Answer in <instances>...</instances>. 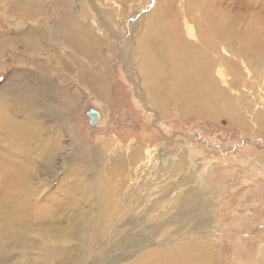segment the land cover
I'll list each match as a JSON object with an SVG mask.
<instances>
[{
  "label": "rangeland",
  "instance_id": "obj_1",
  "mask_svg": "<svg viewBox=\"0 0 264 264\" xmlns=\"http://www.w3.org/2000/svg\"><path fill=\"white\" fill-rule=\"evenodd\" d=\"M209 15L234 25L211 54L236 114L174 103L163 115L142 45L153 33L199 45ZM68 22L97 37L106 69L89 60L86 37L67 38ZM220 57L245 79L232 85ZM4 104L24 128L0 134V190L15 182L24 192H0V227L16 237L0 264H132L156 249L166 260L191 251L212 264H264V0H0Z\"/></svg>",
  "mask_w": 264,
  "mask_h": 264
},
{
  "label": "bare ground",
  "instance_id": "obj_2",
  "mask_svg": "<svg viewBox=\"0 0 264 264\" xmlns=\"http://www.w3.org/2000/svg\"><path fill=\"white\" fill-rule=\"evenodd\" d=\"M57 13H59V11ZM159 13L161 14L162 10H160ZM59 15L62 16V13ZM158 17H160V15ZM203 17L207 22H204V24L202 22V40L199 45L183 39L180 36H174L173 33H169L168 37L163 34H158L159 37L153 36L155 35V33H153L147 38L146 41L148 44H146L145 47L142 45L141 48V50H145L143 52V56L145 57L142 59V66L146 73L145 85L149 91L148 94L150 97L153 98L154 102L160 104L162 108L165 105L175 103L179 106L181 111L196 109L199 114L224 115L230 118L233 117L234 114L231 105V97L230 95H227L228 90L219 84V76L216 77L214 75L218 62L216 63L214 60L215 58H213L211 54L217 48V44L214 41L216 38L213 37L217 33L222 35L227 34L229 31L227 20L222 25V28L217 31L214 30L216 26L209 24L215 17L211 15ZM65 19H70V16H66ZM75 20L73 18L72 22L76 24L77 21ZM72 22H68L69 25L64 28L66 29V32H64L66 33L67 38H78V42H82L86 37V35H84L85 30L84 32L79 29L77 30V27ZM206 23L208 27H206ZM77 26L80 27V24ZM76 30L80 33L79 37H76V34H78ZM217 36L218 35H216V37ZM96 38L97 37L93 33L89 35L87 34L86 37V42H88L89 48L91 47L92 49L89 51L92 56L94 54L95 46L91 43ZM242 39L244 42L246 41V38ZM30 42H32L34 46L36 45L35 40ZM83 44L76 46H78L77 48L80 52H88L87 46L84 47L85 44ZM81 53L84 54L83 52ZM222 60L225 63H229V65L232 64V67H228L229 71H232L233 74L235 73V76L230 80L231 84L234 81L237 82L240 78H244L241 73L242 69L239 65L231 62L227 57ZM154 62H157V65ZM101 89L102 90L100 91L102 92V95L107 97V86L102 85ZM11 108V105L4 104L0 109V113H3L2 117L0 116V134L3 140L16 134H21L22 129L24 128L18 121L11 117L12 115H10L9 112ZM22 135L24 136V134ZM0 192H2V195L13 197L21 193L23 194L24 189H22L21 185L18 183L8 182L7 186L0 190ZM0 233H2L0 234V249H2V253L6 255L3 259H8L10 252L12 251L7 247L8 243L12 242V240H16V237L12 239L10 226L7 225L0 227ZM199 253L183 251V255H175L174 253L168 258V260H166L165 258H162L161 252H158L156 249L152 254H143V257L140 256V258L132 264H212L213 260L210 261L211 258H209V262L207 256L205 258H202L201 256L198 257ZM27 263L37 264L34 258H31Z\"/></svg>",
  "mask_w": 264,
  "mask_h": 264
},
{
  "label": "crops",
  "instance_id": "obj_3",
  "mask_svg": "<svg viewBox=\"0 0 264 264\" xmlns=\"http://www.w3.org/2000/svg\"><path fill=\"white\" fill-rule=\"evenodd\" d=\"M187 10V9H186ZM176 14H174L173 16H175ZM229 16V15H228ZM172 18V17H171ZM175 18V17H174ZM230 18H220V17H218V18H214V20L213 21H211L209 24H212V25H214V26H216L215 27V29L214 30H217V31H219L221 28H222V25L224 24V22L227 20V25L229 26V25H232V28H230V29H232L233 30V24L231 23V21L229 20ZM168 21H170V20H168ZM202 20H199L198 21V23H200ZM170 23V22H169ZM229 23V24H228ZM172 24V23H171ZM203 24H204V22H203ZM207 24V23H206ZM217 28V29H216ZM229 29V28H228ZM201 30H202V23H201ZM211 32H213V31H211ZM200 33H201V31H200ZM213 33H216V32H213ZM228 33H230L229 31L227 32V35H224V34H222V35H219L218 33L216 34V35H218L217 37H216V35L213 37V38H216V39H222L224 36H226V38H228L227 40H232V39H234V37H232L231 38V36L228 34ZM232 34H234L235 35V32H231ZM244 34H243V38H246V32H243ZM179 35H181V37H183L184 39H186L187 40V36H186V34H182V33H178ZM199 34V33H198ZM224 35V36H223ZM225 39V38H224ZM147 40V38L145 39V43H143V44H148V42L146 41ZM223 40V39H222ZM100 45V44H99ZM144 47H145V45H143ZM99 51V50H98ZM145 51V50H144ZM143 51V52H144ZM98 52H97V50L95 51V53L93 54V56L90 54V53H87L88 54V57H89V60H91V61H94V62H96V60L98 59V61H99V63L100 64H98V66L100 65V66H102V64H104V66H106V64H107V58H106V56H103L102 54H97ZM146 53V52H145ZM147 55H148V52H147ZM94 57V58H93ZM145 57V56H144ZM96 58V59H95ZM156 65H157V62H154ZM105 69H106V67H105ZM243 79H245V78H243ZM100 82H101V80H100ZM238 83V81L237 82H233L232 83V85H234V84H237ZM187 93V92H186ZM227 95H229L228 93H227ZM244 96V95H243ZM230 97H231V100L233 99L232 98V96L230 95ZM245 97H246V95H245ZM150 98V97H149ZM151 99V98H150ZM152 102H153V100H151ZM154 103V105H156V107H158L159 109H160V112H161V114H163V115H168V111H166V110H163L162 108H161V105L160 104H157L156 102H153ZM232 108H234L233 107V102H232ZM160 106V107H159ZM169 107V106H168ZM168 107H166V109L168 108ZM178 108H179V106H178ZM236 108V107H235ZM233 110V109H232ZM190 111H195L196 112V109L194 110V109H190ZM234 111V110H233ZM196 114H197V112H196ZM234 114H236V111L234 112ZM243 116V115H242ZM240 117V119H239V121H238V123H240L241 121H242V119H244V116L243 117ZM264 116V115H263ZM231 119H233L234 117H230ZM229 118V119H230ZM230 119V120H231ZM244 122H245V119H244Z\"/></svg>",
  "mask_w": 264,
  "mask_h": 264
},
{
  "label": "water",
  "instance_id": "obj_4",
  "mask_svg": "<svg viewBox=\"0 0 264 264\" xmlns=\"http://www.w3.org/2000/svg\"><path fill=\"white\" fill-rule=\"evenodd\" d=\"M87 114H88L89 120L92 124H97L101 120L100 112L95 108H90L87 111Z\"/></svg>",
  "mask_w": 264,
  "mask_h": 264
}]
</instances>
